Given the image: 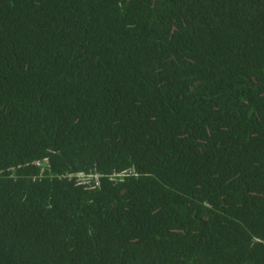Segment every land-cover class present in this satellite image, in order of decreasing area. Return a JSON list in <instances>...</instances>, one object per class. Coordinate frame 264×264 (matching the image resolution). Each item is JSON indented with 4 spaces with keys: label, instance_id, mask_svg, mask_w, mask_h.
<instances>
[{
    "label": "trees",
    "instance_id": "obj_1",
    "mask_svg": "<svg viewBox=\"0 0 264 264\" xmlns=\"http://www.w3.org/2000/svg\"><path fill=\"white\" fill-rule=\"evenodd\" d=\"M0 264H264V0H0Z\"/></svg>",
    "mask_w": 264,
    "mask_h": 264
},
{
    "label": "built area",
    "instance_id": "obj_2",
    "mask_svg": "<svg viewBox=\"0 0 264 264\" xmlns=\"http://www.w3.org/2000/svg\"><path fill=\"white\" fill-rule=\"evenodd\" d=\"M90 178L91 177L85 178V177L81 176V179L79 180V183L88 184L90 182ZM94 178H95V185H96L98 183L97 176H94Z\"/></svg>",
    "mask_w": 264,
    "mask_h": 264
}]
</instances>
